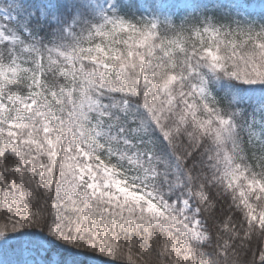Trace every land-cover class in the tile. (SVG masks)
Returning <instances> with one entry per match:
<instances>
[{
  "label": "snow or ice",
  "instance_id": "6c2138e0",
  "mask_svg": "<svg viewBox=\"0 0 264 264\" xmlns=\"http://www.w3.org/2000/svg\"><path fill=\"white\" fill-rule=\"evenodd\" d=\"M0 264H264V0H0Z\"/></svg>",
  "mask_w": 264,
  "mask_h": 264
}]
</instances>
